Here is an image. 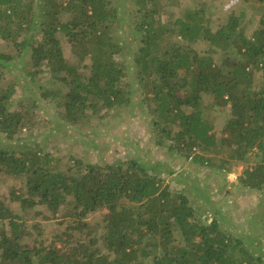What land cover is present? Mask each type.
<instances>
[{
  "label": "trees",
  "instance_id": "trees-1",
  "mask_svg": "<svg viewBox=\"0 0 264 264\" xmlns=\"http://www.w3.org/2000/svg\"><path fill=\"white\" fill-rule=\"evenodd\" d=\"M160 1L135 0L126 42L115 35L126 21L121 0H0V37L31 64L29 74L47 69L53 86L41 96L56 99L65 120L75 125L132 104L134 89L126 88V66L117 59L131 56L143 91L149 87L152 93L145 98L155 101L149 106L164 135L159 144L170 140L171 152L213 167L225 150L223 162L245 165L243 187L263 192L264 0H257L263 13L250 35L244 11H233L215 29L201 7L162 20ZM200 41L207 50L193 46ZM0 65L14 71L8 68L16 66L13 55L0 53ZM24 67L17 65L14 77ZM15 88L13 82L0 87V174L22 181L21 192L11 191L22 212L0 197V264H264V247L254 235L223 227L221 211L205 219L185 189L163 183L161 173L170 171L165 164L136 154L107 164L76 160L75 168L64 169L31 145H7L4 139L12 142L28 124L36 100L28 96L16 103ZM205 95L231 110L220 137L204 108ZM196 149L202 155H193ZM40 206L50 212L46 219L63 209V218L73 217L64 234L69 248L55 245L61 233L50 244L39 239L45 230L33 221L32 210L43 214ZM97 210L106 213L94 229L86 217Z\"/></svg>",
  "mask_w": 264,
  "mask_h": 264
},
{
  "label": "rangeland",
  "instance_id": "rangeland-1",
  "mask_svg": "<svg viewBox=\"0 0 264 264\" xmlns=\"http://www.w3.org/2000/svg\"><path fill=\"white\" fill-rule=\"evenodd\" d=\"M121 1L120 7L126 21L117 28L115 35L130 42L132 34L129 29L132 22L128 19V13L136 3L135 0ZM200 7L205 10L215 29L226 22L233 11L236 14L244 11L246 17L243 25L249 35L260 26L263 13V7L257 0H178L176 4H173V0H164L160 1L157 15L162 20H174L183 16L186 10ZM171 41L182 43L174 37ZM131 44L134 49L138 42L133 40ZM192 44L198 51H205L208 47L207 42L203 41ZM65 51L67 56L72 58L71 49L67 44ZM0 53L12 54L16 64L15 67L14 65L8 67L14 70L11 72L0 65V87L13 82L16 87L14 100L18 104L20 100H25L28 96L36 99L33 101L35 106L29 113L28 124L22 128L19 137L12 142L4 139L7 145L9 143L18 147L31 145L42 155L48 153L53 163L64 169L75 168L76 160L107 164L119 160L127 161L136 154H139L145 162H160L170 170L161 173L163 183L175 190L185 189L197 212L205 219L210 220L213 215H219L217 211H221L224 216L221 220L223 227L236 234L254 235L257 243H261L264 247V191L243 187L239 177L245 165L234 161L223 162V157H226L225 150L214 158L216 167H213L208 164H199L192 158L171 152L167 146L171 143L170 140H167L164 146L159 144V139L164 135L155 127L158 114L154 113L149 106V103L154 104L155 101L152 98L151 100L145 98L152 97V93L149 87L147 91H143V83L137 76L138 68L131 60V56L119 54L117 59L123 61L126 66V88L130 89L132 86L134 89L132 104L107 110L101 119H91L88 124L75 125L65 120L56 99L47 100L41 96L47 85L50 89L53 86L50 84L51 75L47 69H43L34 76L29 74L31 64H26V61L21 58L23 54L19 49L2 37H0ZM23 64L27 67H24L18 78L14 77L17 73V65L21 67ZM204 108L210 116L209 120L214 125L216 135L220 137L225 122L230 116L229 106H215L214 97L205 95ZM173 127L175 131L178 129L177 124H173ZM196 154L202 155L201 150H194L193 155ZM21 188H23L21 180L0 174V197L7 199L18 213L22 212L20 202L11 199V191L18 189L19 193ZM39 210L43 214L36 215V210H32L33 221L39 223L45 230V234L39 236V239L46 238L47 243L50 244L61 233L62 240L57 241L55 245L59 248H69L67 236L64 234L73 217L63 218L62 212L65 211L63 209L62 212L46 219L50 214L48 209L40 206ZM105 213L106 210H97L90 213L86 220L96 229ZM98 234L97 231L95 235L99 236ZM85 236V231L79 233V238L84 239Z\"/></svg>",
  "mask_w": 264,
  "mask_h": 264
}]
</instances>
